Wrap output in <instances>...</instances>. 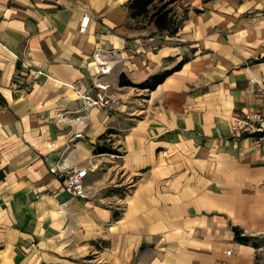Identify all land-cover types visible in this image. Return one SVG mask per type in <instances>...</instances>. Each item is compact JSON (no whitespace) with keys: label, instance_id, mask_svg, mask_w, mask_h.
I'll list each match as a JSON object with an SVG mask.
<instances>
[{"label":"crops","instance_id":"crops-1","mask_svg":"<svg viewBox=\"0 0 264 264\" xmlns=\"http://www.w3.org/2000/svg\"><path fill=\"white\" fill-rule=\"evenodd\" d=\"M131 1L0 0V264H264V148L232 129L264 111V0H181L175 34Z\"/></svg>","mask_w":264,"mask_h":264},{"label":"built area","instance_id":"built-area-1","mask_svg":"<svg viewBox=\"0 0 264 264\" xmlns=\"http://www.w3.org/2000/svg\"><path fill=\"white\" fill-rule=\"evenodd\" d=\"M89 17H84L81 31L86 30ZM97 57V54H96ZM104 71V70H103ZM82 98L86 106H92L103 109H114L121 105L119 98L107 91V85L96 83L95 93L83 94ZM234 135L248 131L253 134L254 141L264 148V111L248 112L243 118H235L232 122ZM256 134V135H254ZM50 172L63 178L64 189L70 194L77 197H85L84 178L87 174L86 168H64L60 170L57 166L50 168ZM228 250L227 254H231ZM221 264H228L226 261Z\"/></svg>","mask_w":264,"mask_h":264},{"label":"trees","instance_id":"trees-1","mask_svg":"<svg viewBox=\"0 0 264 264\" xmlns=\"http://www.w3.org/2000/svg\"><path fill=\"white\" fill-rule=\"evenodd\" d=\"M157 1L159 0H132L128 6L131 18L138 22L140 18L149 17V22L154 23L158 31L160 32L166 31L169 34H175L179 30L184 20L185 14L181 19L176 20L172 16H169L170 11L166 9V6L168 4L157 7L156 6ZM173 1L174 0H171V2L169 3H172ZM205 1H210V0H205ZM182 63L183 62H180L173 69L166 70L163 73L154 76L151 80H148L141 84H133L129 79H127L124 76H121L120 83L123 85H135L143 88L153 89L154 87H156L158 83L163 81L165 77H167L170 73L179 69ZM97 150L99 152H114V150L104 146H98ZM238 233L239 232H237V234Z\"/></svg>","mask_w":264,"mask_h":264},{"label":"rangeland","instance_id":"rangeland-1","mask_svg":"<svg viewBox=\"0 0 264 264\" xmlns=\"http://www.w3.org/2000/svg\"><path fill=\"white\" fill-rule=\"evenodd\" d=\"M171 0H159L156 2V6L160 7L162 5H167L166 9L170 11L169 16H172L174 19L179 20L185 14V8L181 3V0H174L172 3ZM146 21H149V17L140 18L138 23L143 24Z\"/></svg>","mask_w":264,"mask_h":264}]
</instances>
